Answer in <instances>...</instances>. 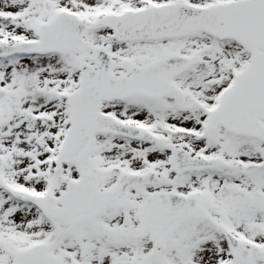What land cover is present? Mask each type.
<instances>
[{
	"label": "snow or ice",
	"instance_id": "6c2138e0",
	"mask_svg": "<svg viewBox=\"0 0 264 264\" xmlns=\"http://www.w3.org/2000/svg\"><path fill=\"white\" fill-rule=\"evenodd\" d=\"M0 264H264V0H0Z\"/></svg>",
	"mask_w": 264,
	"mask_h": 264
}]
</instances>
